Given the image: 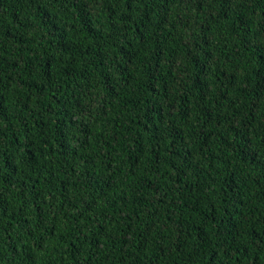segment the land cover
Here are the masks:
<instances>
[{
	"label": "trees",
	"instance_id": "trees-1",
	"mask_svg": "<svg viewBox=\"0 0 264 264\" xmlns=\"http://www.w3.org/2000/svg\"><path fill=\"white\" fill-rule=\"evenodd\" d=\"M0 264H264V0H0Z\"/></svg>",
	"mask_w": 264,
	"mask_h": 264
}]
</instances>
